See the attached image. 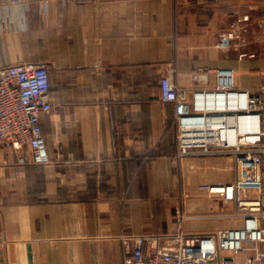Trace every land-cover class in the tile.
Masks as SVG:
<instances>
[{
    "label": "crops",
    "instance_id": "1",
    "mask_svg": "<svg viewBox=\"0 0 264 264\" xmlns=\"http://www.w3.org/2000/svg\"><path fill=\"white\" fill-rule=\"evenodd\" d=\"M230 31L240 37L225 45ZM263 40L264 0H0V67L48 62L52 100L49 164L0 146V264H125L137 236L172 245L241 226L177 213L234 210L202 187L232 183L234 159L177 155L160 82L171 76L192 99L231 69L237 87H258Z\"/></svg>",
    "mask_w": 264,
    "mask_h": 264
},
{
    "label": "built area",
    "instance_id": "2",
    "mask_svg": "<svg viewBox=\"0 0 264 264\" xmlns=\"http://www.w3.org/2000/svg\"><path fill=\"white\" fill-rule=\"evenodd\" d=\"M2 1L19 5L31 0ZM239 37L237 31L221 34L225 45ZM196 78L205 81L207 75L197 74ZM160 83L162 99L176 105L177 155L234 159L232 183L202 186L211 195L234 202V210L185 215L178 209L177 213L182 220L231 218L241 220L242 225L213 235L180 232L172 245L164 244L166 236H137V245L125 264H264V83L239 88L233 70L220 69L215 87L195 89L192 99L189 90L171 76L162 77ZM51 110L48 62L23 61L0 67V146L21 151L20 164L51 162L42 125V115ZM251 187L257 191L251 193Z\"/></svg>",
    "mask_w": 264,
    "mask_h": 264
},
{
    "label": "rangeland",
    "instance_id": "3",
    "mask_svg": "<svg viewBox=\"0 0 264 264\" xmlns=\"http://www.w3.org/2000/svg\"><path fill=\"white\" fill-rule=\"evenodd\" d=\"M253 43H254V40H253V42L251 44L253 45ZM252 45H251V47H252ZM262 48H263V51H264V45L262 46ZM254 51H255L254 49L251 50V53L254 52ZM250 189H251V193H255L257 191L256 187H251ZM244 257H245V255L243 254V255L240 256V259H243Z\"/></svg>",
    "mask_w": 264,
    "mask_h": 264
},
{
    "label": "trees",
    "instance_id": "4",
    "mask_svg": "<svg viewBox=\"0 0 264 264\" xmlns=\"http://www.w3.org/2000/svg\"><path fill=\"white\" fill-rule=\"evenodd\" d=\"M39 165H45V164H39Z\"/></svg>",
    "mask_w": 264,
    "mask_h": 264
}]
</instances>
